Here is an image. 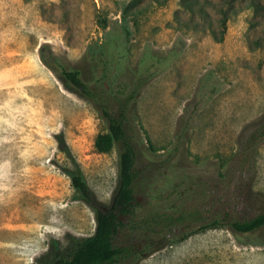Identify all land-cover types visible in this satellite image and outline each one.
<instances>
[{"label":"rangeland","instance_id":"1","mask_svg":"<svg viewBox=\"0 0 264 264\" xmlns=\"http://www.w3.org/2000/svg\"><path fill=\"white\" fill-rule=\"evenodd\" d=\"M131 1L0 0V264H48L53 241L70 256L72 236L94 234L95 213L78 198L67 173L75 165L56 136L64 134L90 187L109 204L123 143L97 151L98 134L108 130L101 104L115 117L126 111L138 156L137 219L196 204L229 221L264 213V139L241 179L236 167L226 176L264 117V13L244 6L219 42L208 25L176 22L180 0H144L129 14L126 57L94 60L88 50L109 32L120 37ZM212 16L217 24L219 14ZM43 48L81 69L99 99L67 86L43 61ZM148 51L171 56L170 64L128 100ZM120 60L126 68L113 83L101 74L104 63L116 71ZM115 243L142 253L136 264H264V231L249 238L226 226L172 238L126 227Z\"/></svg>","mask_w":264,"mask_h":264},{"label":"trees","instance_id":"2","mask_svg":"<svg viewBox=\"0 0 264 264\" xmlns=\"http://www.w3.org/2000/svg\"><path fill=\"white\" fill-rule=\"evenodd\" d=\"M162 3L161 0H154ZM144 0H132L128 3L122 14V24L120 37H115L109 32L101 45L92 46L88 50V55L94 60L100 58L114 57V60L121 56L126 57L123 45L129 42L133 34L131 28L130 12ZM246 4V5H245ZM181 10L176 13V22H184L187 28H199L201 24L208 25L211 34L216 41H223L227 30V24L231 16L237 14L245 7L255 9L256 13H264V0H180ZM245 6V7H244ZM219 14L217 24L212 20V12ZM141 11H139L140 13ZM181 12L187 14L188 19L183 21ZM215 25L220 28L218 32ZM126 41L122 43L121 36ZM117 52H116V51ZM42 59L47 66L52 68L57 76L67 86L77 90L83 97L88 100L96 101L99 99L97 94L91 88L89 80L78 67L67 64L61 57L50 54H44V48L41 50ZM178 53L175 50L172 54ZM171 61V56L161 57L148 51L134 70L133 92L128 100L134 99L139 91L154 75L160 70L165 69ZM105 62L102 73L105 78L109 77L115 82L123 69L126 67L119 66L116 71ZM127 66V63H126ZM97 81L99 77L93 76ZM129 101H127V104ZM126 104V105H127ZM126 109V108H125ZM102 115L108 121V130L100 132L95 141V147L100 153H110L118 142L123 143V151L120 156L119 184L112 196L109 204L102 202L90 187L83 171L66 142L63 133H59L56 138L60 151L64 152L75 165V169H67L71 177L72 186L74 187L79 199L88 204L96 216V230L93 235L86 238L71 237L70 256L61 254L60 242L53 241L50 245L49 253L55 254L53 260L48 264H120L127 260L136 264L141 258L142 253L136 250L134 246H117L115 241L120 230L130 227L134 231H142L147 235L154 236H171L177 238L181 234L187 236V232L196 233L229 227L238 236L251 237L264 231V213H260L253 218L245 220H226L221 216L209 218L205 205H193L183 209H176L173 212H153L150 216L142 219L136 218V181L138 178V156L135 146L128 140L126 131V111L122 110L119 116H113L107 106L101 104ZM256 125H252L253 133L245 142L242 141V157L230 162L227 166L226 176L237 168L240 179L247 172V166L251 165L250 159L254 158V153L259 142L264 139V117ZM259 141V142H258ZM207 213H206V212ZM128 218V223L125 222ZM184 231V233H183ZM149 248V246H148Z\"/></svg>","mask_w":264,"mask_h":264},{"label":"bare ground","instance_id":"3","mask_svg":"<svg viewBox=\"0 0 264 264\" xmlns=\"http://www.w3.org/2000/svg\"><path fill=\"white\" fill-rule=\"evenodd\" d=\"M50 121V120H49ZM30 131H32V130H30Z\"/></svg>","mask_w":264,"mask_h":264}]
</instances>
